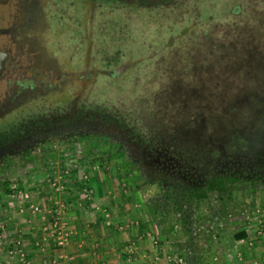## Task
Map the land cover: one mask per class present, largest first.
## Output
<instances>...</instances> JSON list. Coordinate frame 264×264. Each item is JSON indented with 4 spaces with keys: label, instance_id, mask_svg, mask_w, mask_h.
<instances>
[{
    "label": "rangeland",
    "instance_id": "374dc122",
    "mask_svg": "<svg viewBox=\"0 0 264 264\" xmlns=\"http://www.w3.org/2000/svg\"><path fill=\"white\" fill-rule=\"evenodd\" d=\"M241 1L237 2L243 4ZM4 2L0 0V4ZM205 3L200 0L198 11L208 19L185 20L178 34L170 37L162 47V44L157 47L160 40L153 39L151 43L159 50L154 54L140 46L142 49L134 50L117 66L115 74L108 72L116 75L115 78L98 74L96 84L99 87L93 88L91 95L140 115L142 112L147 116L162 112L169 128L181 125L194 131L195 135L202 127L201 120L214 114L213 109H209L212 106L219 113L223 112L220 117L225 130L242 138L248 148L253 147L264 164V76L260 74L255 80L245 78V73L250 72L245 68L249 61L242 68L232 69L230 77L218 75L228 67L229 61L236 60L237 63L251 54L249 50L246 53L237 49L244 38L246 15L234 10L236 13L226 18L229 15L224 5L214 8ZM175 28L178 29V25ZM259 56L263 58L264 54ZM51 74L49 70L38 80L49 84L62 80L60 75L53 78ZM68 86L70 89L71 84ZM238 91L246 102L237 101L241 96ZM67 95V92L57 93L54 99L62 101ZM243 116L249 119H243ZM248 120L250 125L253 124L252 128H249ZM85 133L81 131L56 138L32 156L14 160L0 169V220L5 216L15 219L18 204L24 202H42V206L92 202V208L99 206L103 209L107 226L116 225L119 235L132 236L130 241L134 244L143 239L142 243L149 246L150 249L140 248V255L135 256V260L144 261V264H187L180 259L171 238L166 239L159 226L151 221L146 207L147 191L142 186L130 145L121 138ZM81 178L88 180L91 188L80 193L76 186ZM5 180L10 183L11 194L4 191ZM24 194L28 197L25 198ZM242 201L236 207V202L230 203L233 205L230 206L231 215L221 218L219 230H211L207 221L203 227L196 224L199 239L194 245L201 252L197 264H264L263 190L257 188L250 194L244 193ZM205 208L202 206L197 211L199 215L206 214ZM65 211V208L61 210V215ZM4 223L1 220L0 224ZM171 226L176 230L175 236L182 237L177 221ZM242 230L246 236L234 240L232 235ZM15 238L2 233L0 246L6 247L5 243Z\"/></svg>",
    "mask_w": 264,
    "mask_h": 264
},
{
    "label": "flooded vegetation",
    "instance_id": "af4514ba",
    "mask_svg": "<svg viewBox=\"0 0 264 264\" xmlns=\"http://www.w3.org/2000/svg\"><path fill=\"white\" fill-rule=\"evenodd\" d=\"M71 8L62 7L58 0H5L0 4V169L14 160L32 156L56 138L82 131L106 134L109 138L117 137L127 142L135 154L133 161L141 178L148 174L156 176L160 171L172 178L184 179L193 167L189 162L191 158L182 151L185 145H174L168 123L164 122L167 119L164 113L156 110L157 114L148 115L152 123H161L158 126L152 124L155 129L148 135L136 129L134 121L137 118L127 109L112 102L104 103L91 95L93 88L99 87L97 75L113 79L116 75L108 72L115 74L117 66L110 70L102 63L94 62L91 40L85 46V52L77 55L72 33L74 18L67 12ZM91 12L92 9L90 16ZM249 58L239 59L237 63L236 60L229 61L228 67L218 75L230 77L232 69L242 68L248 61L251 64L253 58ZM49 70L53 78L60 75L62 80L54 84L39 81L40 75ZM247 70L250 72L245 75L256 74ZM69 84L70 89L67 88ZM64 92L69 93L66 99H54L57 93ZM237 98L240 103L246 102L242 95ZM209 109H213L214 114L201 120L202 127L197 129V135L178 125L177 136L185 140L197 139L201 146L216 147L217 159L206 161L212 168L217 165L223 168L250 166L252 154L257 152L244 143L240 145L243 147L241 152L237 149L229 152V147L227 149L223 143H233L236 139L222 125L220 115L223 112L219 113L212 106ZM184 118L187 117L184 115ZM252 126L249 124V128ZM208 154L205 153L207 158Z\"/></svg>",
    "mask_w": 264,
    "mask_h": 264
},
{
    "label": "trees",
    "instance_id": "16d2710c",
    "mask_svg": "<svg viewBox=\"0 0 264 264\" xmlns=\"http://www.w3.org/2000/svg\"><path fill=\"white\" fill-rule=\"evenodd\" d=\"M58 1L62 7H72L67 12H71L74 18L72 22L75 26H73L72 33L77 44L75 47L77 55L85 52V46L91 40L94 62L102 63L105 68L109 69L123 63L134 50H139L140 46L149 50L151 54L158 52L159 50L151 41L160 40L157 47L161 44L162 47L170 37L178 34L185 20L190 22L197 18L208 19L200 15L198 11L200 0ZM202 1H206L205 4L214 8L218 5L221 8L224 5L229 15L226 18L232 17L236 13L234 10L242 11L246 15V26H243L245 28L244 38L238 49H243L246 53L247 50L251 52L249 59L253 58V62L248 63L245 68L251 69L256 74L244 76L252 80L260 78V74L264 76V56L263 58L259 56V54H264V0H243L241 1L243 4L237 2L238 0ZM229 2L232 5L229 6ZM209 17L212 20V16ZM176 25L178 29L175 28ZM257 60L260 61L257 62ZM128 113L137 118L134 121L135 127L142 133L153 134L154 125L158 126V121L152 123L148 116H144L146 115L144 113L142 116L132 110ZM246 118L247 116H243V119ZM177 130V127L170 126L169 128L168 126V132L173 137L174 145L177 147L185 145L182 151L191 158L189 162L193 166L189 170L190 173L188 172L184 179L172 178L160 171L156 176L155 174L144 175L142 186L147 191L146 207L151 221L159 226L166 239L171 238L179 251L180 258L187 264H197L201 252L197 250V245H194L198 238L195 227L198 225L203 227L204 222L207 221L212 226L211 230H219L221 218L231 215L230 206H233L231 202H236L234 207L238 203L242 204L243 194H250L257 188L263 190L264 197V164L259 154L254 153L250 166L241 165L238 169L233 166L223 168L217 165L212 168L206 161L217 159L219 155L217 148L201 146L202 144H199L197 139L185 140L180 135L177 136L179 134ZM235 139L233 143L229 141V144L223 143L224 147L227 149L229 147V152L234 149L241 152L243 148L240 147L243 139L237 136ZM202 153L204 158L201 157ZM205 153H209L208 158ZM246 176L250 181L246 179ZM9 184L7 180L4 181V191L7 194L12 192ZM77 184L76 188L80 193L91 188V184L85 178H81ZM214 202L216 205H213ZM202 206L207 209L206 214L203 213L204 216L197 212ZM173 221H177L180 226L182 237L175 236L176 230L171 226ZM245 236L246 233L242 230L235 232L232 238L240 240Z\"/></svg>",
    "mask_w": 264,
    "mask_h": 264
},
{
    "label": "crops",
    "instance_id": "0c3cea01",
    "mask_svg": "<svg viewBox=\"0 0 264 264\" xmlns=\"http://www.w3.org/2000/svg\"><path fill=\"white\" fill-rule=\"evenodd\" d=\"M60 203L64 205L62 210H66L61 215L62 221L70 231L69 242L63 248L55 246L50 229L45 228L51 220L49 213L55 205L24 202L18 204L15 219L10 220L11 216L1 219L5 222L4 233L20 237L29 264H144V261L135 260L134 257L140 255V248L150 249L149 246L142 243L143 239L134 244L130 241L132 236L126 238L123 233L119 235L116 225L107 226L106 214L99 206L92 208V202ZM33 204H38L44 212L40 210L32 213L30 206ZM0 247V264H20L6 254L5 246ZM62 251L67 257L65 260L59 258Z\"/></svg>",
    "mask_w": 264,
    "mask_h": 264
},
{
    "label": "built area",
    "instance_id": "2783aa9c",
    "mask_svg": "<svg viewBox=\"0 0 264 264\" xmlns=\"http://www.w3.org/2000/svg\"><path fill=\"white\" fill-rule=\"evenodd\" d=\"M24 197L27 198V194H24ZM62 206V203H57L56 207L50 213L51 220L45 227L46 229H50L55 246L58 248H63L68 244L70 239V231L67 230L65 223L61 218ZM30 211L32 213H38L40 211V206L38 204H33L30 206ZM2 233H4V226L3 224H0V235H2ZM5 245L7 248V255L9 257L15 258L20 264H29L25 258V252L20 237L7 241ZM59 258L65 260L67 257L65 256L64 252H61L59 254Z\"/></svg>",
    "mask_w": 264,
    "mask_h": 264
}]
</instances>
